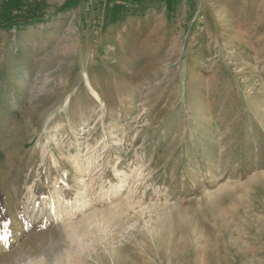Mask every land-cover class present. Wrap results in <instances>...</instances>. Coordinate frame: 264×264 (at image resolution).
<instances>
[{
    "label": "rangeland",
    "instance_id": "374dc122",
    "mask_svg": "<svg viewBox=\"0 0 264 264\" xmlns=\"http://www.w3.org/2000/svg\"><path fill=\"white\" fill-rule=\"evenodd\" d=\"M97 252L264 264V0H0V264Z\"/></svg>",
    "mask_w": 264,
    "mask_h": 264
},
{
    "label": "bare ground",
    "instance_id": "6f19581e",
    "mask_svg": "<svg viewBox=\"0 0 264 264\" xmlns=\"http://www.w3.org/2000/svg\"><path fill=\"white\" fill-rule=\"evenodd\" d=\"M86 76L88 77V73L86 74ZM87 77H86V79H87ZM87 83H88V85L90 86V88H91V90L93 91V93H94V95L96 96V98H98V99H101L102 97H101V93L95 88V86H93V84L91 83V80L89 79V77H88V80H87ZM86 122L85 121H80L77 125H82V124H85ZM57 166V165H56ZM114 171H115V173H116V175L118 176V180H121L120 178H121V176L122 175H120L121 173V170L119 169V164H115L114 165ZM154 174V173H153ZM123 175H127V173L126 172H124V174ZM150 176H152V175H150ZM151 178V177H150ZM156 178V177H155ZM154 179V178H153ZM85 180H86V176L85 175H81L80 177H79V184H78V186H76L75 188H74V191H76V195H79V200L78 201H76V203L73 205V207H72V205H69L68 207H66V212L64 213L65 214V217L67 218V217H70V218H72V216L73 215H79V214H81V213H83V212H85L87 209H88V207L91 205V199H88V198H86V196L83 194V188H81V185L82 184H84L85 183ZM122 181L124 182V181H126V178H124V179H122ZM119 190H121V189H119ZM82 193V194H81ZM132 201H131V198H130V196L128 197V198H126L123 202H121L120 203V205L119 204H117L116 205V207H114V208H112V207H110V208H108L107 210L110 212V211H112V216H116V214H118V215H120V212H122L123 211V209H122V206L123 205H132ZM71 207V208H70ZM121 210V211H120ZM32 211H34V210H32ZM115 211L117 212V213H115ZM43 213L44 212H41V214H40V217L41 216H43ZM122 214V213H121ZM45 215V214H44ZM96 216H97V213L95 212V211H93V212H91V213H85V215H83V218H80L79 220H75V221H73V220H68V221H66L67 219H64V222H65V225H73V226H76L79 222H81V221H87L88 223H89V225H92V224H96V223H98V220H97V218H96ZM106 217H107V215H106ZM111 218H114V219H117L116 217H111ZM57 219V218H56ZM107 219V218H106ZM113 221H115V220H113ZM78 232V231H77ZM8 243H7V240L5 239L4 240V245H7ZM94 249H96L95 247H94ZM97 254V257L96 256H92V258H94V263L95 264H110V260L112 259V260H114L115 258H114V255H115V251H112L111 252V255H112V257L113 258H111L110 259V256H109V261H106V259L104 260L103 259V255H104V253H102V252H97L96 253ZM118 255V254H117ZM91 256V255H90ZM119 258H121V257H119ZM115 261V260H114ZM77 263H79V262H77ZM65 264H69L68 262H66L65 261ZM118 264H127V262L125 261V260H120V262L118 263Z\"/></svg>",
    "mask_w": 264,
    "mask_h": 264
}]
</instances>
